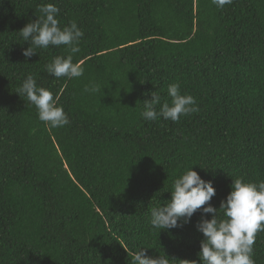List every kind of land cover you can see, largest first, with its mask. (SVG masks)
Instances as JSON below:
<instances>
[{
    "label": "trees",
    "instance_id": "obj_1",
    "mask_svg": "<svg viewBox=\"0 0 264 264\" xmlns=\"http://www.w3.org/2000/svg\"><path fill=\"white\" fill-rule=\"evenodd\" d=\"M48 3L61 28L84 31L80 51L26 59L18 32ZM69 54L82 77L47 73ZM29 74L59 95L68 125L46 127L17 93ZM177 82L199 112L145 120L151 93L171 103ZM93 83L101 91L86 93ZM191 167L212 181L217 209L233 180L264 181V0H0V264H131L142 247L200 264L199 211L183 227L150 223ZM253 250L264 264V231Z\"/></svg>",
    "mask_w": 264,
    "mask_h": 264
},
{
    "label": "clouds",
    "instance_id": "obj_2",
    "mask_svg": "<svg viewBox=\"0 0 264 264\" xmlns=\"http://www.w3.org/2000/svg\"><path fill=\"white\" fill-rule=\"evenodd\" d=\"M233 0H212L218 8L230 5ZM41 15L29 22L18 33L29 47L23 49L24 57L31 58L37 49L50 46H65L70 53L80 51L79 43L84 31L77 22L61 28L57 19L60 9L52 3L38 6ZM46 71L55 78L82 77V62H73L71 54L56 56L46 65ZM84 91L95 94L101 91L99 84L86 86ZM168 96L171 103L161 102V97L153 91L151 99L146 100L142 116L148 121L171 120L179 122L182 116L199 112L196 98L182 94L180 84H169ZM17 93L33 104L38 111V118L46 127L55 129L69 124L68 114L58 106L59 95L37 85L32 74L27 75ZM159 106V110H157ZM216 195L211 180H204L192 167L179 175L173 182L171 199L162 206L151 209L153 229L168 230L183 227L191 222V217L199 211L201 219L197 222V231L203 234L200 251V264H255L253 245L258 232L264 231V181L245 182L235 179L226 199L221 200L219 209L210 203ZM208 214L211 218H207ZM148 248H139L131 252V264H169L167 255L149 256ZM129 255V253H128ZM197 264V261H191Z\"/></svg>",
    "mask_w": 264,
    "mask_h": 264
}]
</instances>
